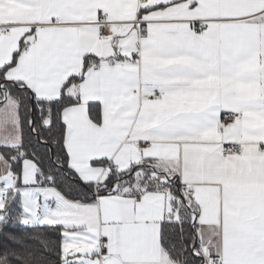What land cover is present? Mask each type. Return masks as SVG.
<instances>
[{"label": "snow or ice", "instance_id": "6c2138e0", "mask_svg": "<svg viewBox=\"0 0 264 264\" xmlns=\"http://www.w3.org/2000/svg\"><path fill=\"white\" fill-rule=\"evenodd\" d=\"M0 264H264V0H0Z\"/></svg>", "mask_w": 264, "mask_h": 264}]
</instances>
